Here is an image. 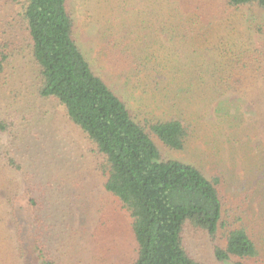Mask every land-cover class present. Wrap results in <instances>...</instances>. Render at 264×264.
I'll use <instances>...</instances> for the list:
<instances>
[{"label": "trees", "instance_id": "trees-1", "mask_svg": "<svg viewBox=\"0 0 264 264\" xmlns=\"http://www.w3.org/2000/svg\"><path fill=\"white\" fill-rule=\"evenodd\" d=\"M13 1L19 20L14 43L1 46L0 74L9 65L23 74L28 59L31 71L26 67L24 74L34 80V103L54 102L100 158L105 192L131 218L135 243L131 264H201L183 246L187 228L214 239L221 236L225 247L215 246V257L223 264H264V39L255 47H230L208 83L213 92L248 95L256 109L247 127H239L252 176L226 209L229 195L224 178L210 180L193 165L164 160L154 141L183 150L188 124L177 117L137 122L127 103L93 70L74 37L72 0ZM86 1L97 12L102 61L116 74H153L155 90L171 83L165 77L169 72L147 54V44L154 45L160 35L173 38L178 33H194L195 41L197 35L210 31L217 15L225 18L240 7L264 13V0H164L158 14L148 18L147 30L154 31L151 38L135 49L126 43L127 25L139 17L128 12L129 0ZM165 8L172 10L169 15H162ZM197 81L188 79L184 84ZM22 107L23 112L11 114L0 108V264L34 260L35 264H98L97 252L91 261L76 255L77 240L69 233L74 232L73 216L71 211L65 215L59 197L53 195L55 186L48 181L52 172H65L56 169L58 159L45 146L53 140L52 131H44L38 117L28 116L25 101ZM20 211L31 221L34 259L28 254Z\"/></svg>", "mask_w": 264, "mask_h": 264}, {"label": "rangeland", "instance_id": "rangeland-1", "mask_svg": "<svg viewBox=\"0 0 264 264\" xmlns=\"http://www.w3.org/2000/svg\"><path fill=\"white\" fill-rule=\"evenodd\" d=\"M163 1L129 0L128 12L133 17L139 16L127 25L126 43L129 46L135 49L145 46L144 40L151 38L154 32L150 34L147 30L148 18L158 14L163 5L159 2ZM70 5L75 40L96 74L127 103L137 122L144 124L147 119L177 117L188 124L189 138L183 150H170L154 139L162 158L193 165L210 180L224 178L229 195L226 209H229L234 201L233 194L249 184L252 176L247 162L246 139L240 135L239 127H247L256 109L248 95L232 91L213 92L208 83L215 78L214 69L219 68L230 47L250 48L263 43L264 13L254 7H240L225 18L217 15L210 31L197 35L195 41L192 39L194 33L191 36L178 33L173 38L160 35L154 45L147 44L150 47L147 54L156 58L161 70L169 72L165 77L171 83L155 90L153 74L150 77L145 72L116 74L102 61L95 20L97 12L92 9V2L91 7L86 0H72ZM17 8L13 0H0V49L14 43L15 22L19 20ZM169 10L161 9L162 15H169L172 11ZM139 20L142 21L140 27ZM26 67L31 71L28 59L23 74L10 65L0 74V108L3 114L23 112L25 101L28 116L38 117L43 130L52 131L53 140L47 141L45 146L56 161L58 159L56 169L65 172H52L48 181L55 186L53 195L59 197V204L66 209L65 215L71 211L73 216L74 232L69 233L77 240L73 247L76 255L81 260L91 261L97 252L98 264H131L135 258L131 218L118 200L105 192V179L98 168L100 158L93 153L81 132L65 120L63 111L54 102L34 103L31 92L34 80L25 76ZM188 79L200 81L189 86L184 84ZM63 194L65 199L61 202ZM20 214L26 227L28 254L34 259L29 229L31 221L23 211ZM182 243L188 254L201 264H223L215 257V246L225 247L221 236L214 239L205 232L187 228Z\"/></svg>", "mask_w": 264, "mask_h": 264}]
</instances>
